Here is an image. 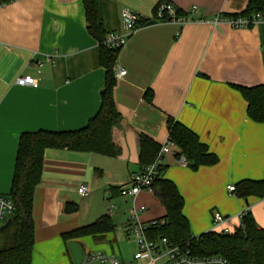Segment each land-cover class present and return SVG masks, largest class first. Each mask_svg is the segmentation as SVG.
Here are the masks:
<instances>
[{"label": "crops", "instance_id": "crops-1", "mask_svg": "<svg viewBox=\"0 0 264 264\" xmlns=\"http://www.w3.org/2000/svg\"><path fill=\"white\" fill-rule=\"evenodd\" d=\"M160 1L170 2L192 20H156L153 9ZM247 1L99 0L106 33L122 30L124 9L147 20L126 38L113 67L114 74L125 70L115 77L112 90L120 115L111 131L117 154L44 150L32 200L30 264H74L71 241L82 253L106 248L122 262L132 260L119 249L125 241L132 243V254L135 251L134 239L122 232L129 207H145L139 213L141 221L163 217L165 210L154 193L120 196L118 189L140 168L139 133L162 145L169 117L195 132L218 157L216 164L194 170L178 163L174 146L162 156V176L182 196L191 234L211 230L215 212L229 217L228 224L235 228L236 215L246 208L264 229V197L240 198L227 189L242 179L264 180V122L248 118L246 101L233 87L264 83V25L234 28L206 21L239 13ZM47 55L53 62L44 61L37 72L35 61ZM23 75L38 77V86L16 84ZM104 77L98 41L87 31L82 0L0 4V194H9L20 134L84 127L100 105ZM147 90L150 102L144 96ZM81 184L88 188L84 197L76 191ZM66 202H78L79 213L66 214ZM108 202L117 206L110 216L112 231L62 239V234L106 215Z\"/></svg>", "mask_w": 264, "mask_h": 264}, {"label": "trees", "instance_id": "trees-1", "mask_svg": "<svg viewBox=\"0 0 264 264\" xmlns=\"http://www.w3.org/2000/svg\"><path fill=\"white\" fill-rule=\"evenodd\" d=\"M11 0H0V4ZM86 27L88 33L98 41L99 64L105 69L104 86L100 93V105L86 125L71 131L37 130L23 132L18 139L13 175L9 194L13 202L14 211L9 218V225L2 230L5 233L10 228L13 231L6 237L0 247V264H30L34 243L32 200L34 189L40 181L42 159L47 148H66L84 152H94L106 156H115L117 149L112 142V127L120 121L116 110L112 90L115 85L114 64L119 49H110L102 44L106 32L103 27L99 11V0H82ZM254 12L264 13V0H248L239 13L229 16L246 15ZM177 14H182L176 10ZM147 20L143 18L140 23ZM246 101V114L254 122H264V83L253 86L234 84ZM147 101H151V92L144 94ZM167 141L176 148V157L183 156L186 165L191 169L200 166L214 165L218 157L201 142L198 135L179 121L168 118L166 121ZM140 168L150 164L161 147V144L149 136L139 133ZM155 181L154 194L164 207L162 225L155 226L147 233L148 238L166 237L171 244H185L196 256L221 255L232 264H264V229L260 228L251 215L250 209L242 215L239 225L229 233L206 231L199 235H192L188 221L182 212L184 201L175 184L162 176ZM234 192L240 198L250 195L264 197V180L242 179L234 185ZM78 204L66 202L63 211L66 214L75 213ZM113 230V222L107 215L95 221L79 226L62 234L67 242L82 236H95Z\"/></svg>", "mask_w": 264, "mask_h": 264}, {"label": "built area", "instance_id": "built-area-1", "mask_svg": "<svg viewBox=\"0 0 264 264\" xmlns=\"http://www.w3.org/2000/svg\"><path fill=\"white\" fill-rule=\"evenodd\" d=\"M190 12H195V7H192ZM120 32L106 33L102 44L110 49H120L126 42V38L141 25L142 17L137 13L124 9L121 12ZM153 17L158 21H172L179 24L185 23L192 18L188 15L177 14L174 5L167 1L158 2L153 9ZM195 20H202L201 18ZM206 21L213 24L227 23L234 28L248 27L253 24L262 23L264 25V13L254 12L246 15L222 16L216 15L212 19ZM44 61L53 62L51 55H47L44 59H37L35 66L37 72L40 71ZM125 74L124 69H117L115 77H122ZM18 85H29L37 87L39 78L32 75H23L15 80ZM173 143L166 141L159 148L155 159L150 164L144 165L138 171L133 172L129 182L118 189L120 196H136L141 192L154 193L155 181L160 176V167L162 165V156L170 153ZM180 164L185 165L186 160L183 156L177 157ZM234 185L227 187L228 191H234ZM77 193L84 197L88 194L86 185L81 184L77 188ZM117 206L108 202L106 205V215H113ZM248 208L244 209L236 216L240 222L242 215ZM145 210L144 206H131L127 213V222L122 227V232L126 237H131L135 241V251L132 254V260L122 262L115 254L105 253L101 250L87 251L82 253V257L78 264H232L228 259L221 255L196 256L193 255L185 244H171L166 237H158L156 239L148 238V232L151 228L162 225L163 219H152L149 221H141L139 213ZM14 211L12 200L7 195L0 194V225ZM229 217H226L218 212L212 215V231L229 233L233 231L230 226ZM239 225V223H238Z\"/></svg>", "mask_w": 264, "mask_h": 264}, {"label": "rangeland", "instance_id": "rangeland-1", "mask_svg": "<svg viewBox=\"0 0 264 264\" xmlns=\"http://www.w3.org/2000/svg\"><path fill=\"white\" fill-rule=\"evenodd\" d=\"M78 203V202H77ZM79 204V203H78ZM79 211H80V204H79V208H78V211H77V213H79ZM12 231H13V228H10L9 230H7L5 233H2V231H0V247L2 246V244H3V242H4V240L6 239V237L8 236V235H10L11 233H12ZM120 244V243H119ZM110 245H106V247L108 248ZM119 249H120V251H121V254L123 255V256H126V257H128L129 255H132V243L131 242H125L124 241V243H122L121 245H119ZM110 249H106V248H104L103 249V251L105 252V253H108V252H110L109 251Z\"/></svg>", "mask_w": 264, "mask_h": 264}, {"label": "water", "instance_id": "water-1", "mask_svg": "<svg viewBox=\"0 0 264 264\" xmlns=\"http://www.w3.org/2000/svg\"><path fill=\"white\" fill-rule=\"evenodd\" d=\"M10 221L11 219L8 218L2 225H0V231L5 229L9 225ZM68 249L70 251L73 263L78 264L82 257V250L80 247L75 242L71 241L68 243Z\"/></svg>", "mask_w": 264, "mask_h": 264}]
</instances>
